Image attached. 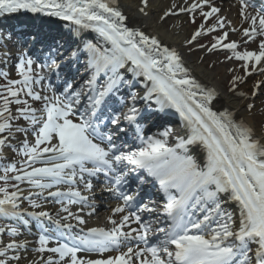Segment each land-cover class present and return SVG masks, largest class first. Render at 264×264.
I'll return each instance as SVG.
<instances>
[{"label": "snow or ice", "instance_id": "obj_1", "mask_svg": "<svg viewBox=\"0 0 264 264\" xmlns=\"http://www.w3.org/2000/svg\"><path fill=\"white\" fill-rule=\"evenodd\" d=\"M227 3L0 0L42 25L0 27V264H264V0Z\"/></svg>", "mask_w": 264, "mask_h": 264}, {"label": "bare ground", "instance_id": "obj_2", "mask_svg": "<svg viewBox=\"0 0 264 264\" xmlns=\"http://www.w3.org/2000/svg\"><path fill=\"white\" fill-rule=\"evenodd\" d=\"M125 2L126 3H134L135 0H125ZM228 7H230V3L229 4H225V8L227 9ZM235 11H236L235 8H233L230 12L226 13L229 16L230 19H234V23L237 20V17L235 15ZM14 18H15V20H14ZM12 20L15 21L17 24H24V26L26 25V27H28V30H32V31L38 30V29H40L42 27V25L40 24V21L38 19H33L30 16L19 15V16L13 17ZM8 22H9L8 18H0V25H7ZM9 24H10L8 26L9 28H16L17 29V25L16 24L10 23V22H9ZM0 27L6 28V27H3V26H0ZM170 42H172L171 39H170ZM250 47H254V45H250ZM188 62H189L190 65H192L194 67L196 75L202 77L208 83H215L218 86H222L220 81L214 80L210 76H205L204 75V72L206 71V67H205V65L199 64V62L196 60V57L192 58V59L188 58ZM216 75H221V68L217 70ZM101 211L102 212L100 214V221L102 222L103 216L106 214L107 207H105Z\"/></svg>", "mask_w": 264, "mask_h": 264}, {"label": "rangeland", "instance_id": "obj_3", "mask_svg": "<svg viewBox=\"0 0 264 264\" xmlns=\"http://www.w3.org/2000/svg\"><path fill=\"white\" fill-rule=\"evenodd\" d=\"M234 38H235V37H233V39H234ZM195 57H196V56L193 55L192 57H189V58L192 59V58H195ZM215 58H216V57H213V58H212V57H209L208 59H209V60H212V59H215ZM221 58H222V55H221ZM218 69H220V68H218ZM218 69H217V70H218ZM222 74H223V68H221V75H222Z\"/></svg>", "mask_w": 264, "mask_h": 264}]
</instances>
